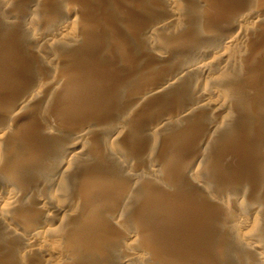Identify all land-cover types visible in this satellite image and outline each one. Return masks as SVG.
<instances>
[{
	"label": "rangeland",
	"instance_id": "rangeland-1",
	"mask_svg": "<svg viewBox=\"0 0 264 264\" xmlns=\"http://www.w3.org/2000/svg\"><path fill=\"white\" fill-rule=\"evenodd\" d=\"M87 2H89L90 4ZM90 9L92 11L94 10V12H92ZM88 12L90 13V15ZM94 14L97 15V17H95ZM93 15L97 20L94 17H93L94 19L92 18ZM82 18L85 19V20L83 19L85 23L83 22V20H81ZM248 19L250 22L248 21ZM92 20L93 22L94 21L95 22L93 23ZM0 21H1L0 22V47L2 46L3 50L5 49V51L9 53L7 55H9L8 58L10 60L12 59L10 55L13 57V62L10 61L11 65H9V70L7 69L4 70V71L6 70L9 71L7 73L4 72L5 75L8 74L7 75L8 77L5 76L7 77L6 84L10 85L11 87L17 86L18 88L17 87L15 88L20 89V90L16 89L17 92L16 90L14 91L15 92L13 94L14 96L12 95L13 98L16 95L18 99H20L19 97H21L22 95L24 96V99L22 100V102L24 103L22 102L18 103L17 101H20V100L18 99L16 100V98H14V101L13 99L11 100L12 102L10 101V103L12 104H9V103H8L9 105L4 104V103L0 104L1 106L0 107V110H1L0 111V122H1L0 127L6 126L5 130H7L9 127L13 129L15 127L16 129L19 128L18 130L20 131L28 132L26 134L27 137L26 135H23L25 136L23 137V139L24 138L29 139L31 138V136L32 138L34 136L29 131L32 130L33 128L35 129V127L33 126L37 125L36 128L39 127L40 129V127H42L40 131L42 133L45 131V133H43L45 135H47L46 132H48V135L51 138L50 141L55 142V143L51 142L52 144H50L53 146V149H52V146H49L48 143L46 144L44 142H39L38 146H36V144L34 145L35 149L38 147L39 149L41 148L43 150L45 147L46 149L50 148L51 149L50 151L53 154L52 156L49 157V156L42 154L43 150L37 149L39 153L37 151L36 152L38 153L37 157H39V159L36 158L37 159L36 161L38 164L40 163L41 166H39L40 164L39 165L37 164V166L32 165V163L28 165L31 168V169L29 168L31 172L35 168L33 173H31L32 175L17 174L19 176H16V173H14L15 175L12 174L13 176L12 178L15 179V181L17 180L16 184L18 185V187L16 186V184L14 185L17 187V189H20L22 193V194L18 193L16 198H18V196L21 197L22 195H24L22 196L24 197V199L22 197L21 198L19 197L20 199H22L21 200L23 201L22 203L23 204L25 203V205L23 204L21 205L28 206L29 204L31 206V210L34 209L35 211L33 212L29 210L30 208L29 206L28 209L27 208L25 209V211L26 210L27 211L26 212L24 211V214L30 211L29 213L25 215L23 214V215L17 216V215H14L15 213L14 210H13L14 213H12L11 211L13 206L7 207V209L5 207L0 209V218H1L0 219V247L4 248L5 250L4 249L2 250L6 252V253H4V251L0 252V264H27L28 262H29L28 264H59V263L60 264H69V263L71 264V262L72 264H144V263L145 264L147 263L148 264H181V263L182 264H259L260 262H261L260 264H264V258H263L264 249L263 250L260 249V248H264V237L261 238V236H259L257 232V228H259L257 227L258 225L260 226L261 224L262 228L264 227V220H263L264 218V137L263 136L259 137V135L261 134H258L254 130L256 129V125L259 123L258 122L259 115L260 114L262 115L264 113V86H263L264 75L262 74L263 72L260 71L262 70V68L259 65H258L259 67H257L255 64L257 62L258 63L260 62V64L262 62L264 63V31H263L264 30L263 29L264 27V0H0ZM82 24H84V26L87 24L88 26H92L95 24V26L97 25L101 27L104 33L108 30L110 32L108 31L109 34L108 32L105 33L106 37L104 34L103 36L104 39L100 38L99 40H97V38L96 39L93 38L91 40L88 38L89 33L85 31V29L83 28L84 26ZM80 25L82 27H80ZM81 28H83L84 30L83 31L80 30ZM106 28H109V29L105 31L104 29ZM86 34H87V37H86ZM85 39L87 40L86 42H85ZM78 42H81V43H78ZM78 44H84V45L82 46L80 45L81 47L80 46L77 47ZM82 47H84V51H83L84 53H81L82 54L81 57L84 56L83 57L84 59L81 57L80 59L82 60L81 62L83 65L79 64V66L74 67V64L72 62L71 64L69 63V61H71L70 57L73 56L72 53L76 52L75 54H77V49H80ZM63 48H66V49L68 48L70 49V51L68 50L66 54L62 52L64 50ZM65 54L67 55V57H64L66 56ZM259 58L261 61L259 60ZM64 59H66L68 62H65L66 60ZM199 59H203L204 63L202 62L201 64H205V65H198L200 68H197V66L190 68L191 62L199 60ZM205 59L206 60L209 59L210 61L214 63L211 62L209 64L210 61H208L207 63L205 62L206 61ZM183 61H185V64ZM253 61L254 63H251ZM21 63L23 64V66ZM179 63L183 64L182 67ZM263 63L262 65H264ZM212 64L213 66L215 65L214 68L211 66ZM184 65L185 66L189 65V66L185 67ZM27 66H29L28 68L30 69H28ZM32 66L33 67L35 66L36 68L34 67V69H36V72L38 71L39 73L38 72L34 73L35 71H33L34 69L32 68ZM201 66H203L204 68ZM205 66L212 67L211 68L212 70L210 68H206ZM3 67L5 68V65ZM180 67L181 69H179ZM183 67H185V69ZM37 68H39V70ZM201 68H202V72H201ZM20 69H23V71ZM78 69L80 70L78 71ZM196 69L199 71L198 73H196L197 72ZM209 69L211 71H209ZM213 69H216V70H213ZM179 70H183V71L185 70L183 72L182 77L180 74L181 72L179 73ZM23 74L25 76L26 75H29V76L24 78ZM184 74L188 75L189 77H187L186 75L184 76ZM173 75H177V76H173ZM204 75H206L207 77H205ZM261 75L263 76V79ZM59 77L61 78V80ZM104 77L105 78L107 77V81L109 79V81H111L110 83L112 85L113 84L116 85L118 89L115 92L116 94L112 93L113 95H111V92L110 93L108 92L109 94H106V95L108 97L112 96V99L110 98L111 101L113 100L115 102L117 100V102L120 103V104H118L117 102H116L117 104L115 103L116 110L118 109L117 110L118 112L115 111L116 113L114 112V115L113 114L111 115L112 118L109 117L110 120L108 118L107 119L104 118V120L99 119L101 121L99 120H98L99 122L93 121V123L91 120H88V123H89L88 124L87 119H85V117H81V115L75 112H73V114L71 113L69 114L71 118H72V115L77 117L76 118L73 116V119L75 122L71 121L70 124L66 122V119H63L64 117L62 115H60V118L62 117V120L58 119L59 114H55L56 116L58 115L57 116L58 118H56L55 115L52 118V115L56 113V110L58 109L62 110L64 109V106L68 104V101H66L64 98V102H63L64 106L62 107L63 104L58 105V108L56 109V105L54 104V102L56 101V98L60 97L59 99L62 100L60 96L61 93H57V90L61 88L59 83H64V81L65 83L66 82L72 83L73 84L72 86H74V92L78 90L76 93L77 94L79 93L78 95H80L79 100H81L82 98L84 100L85 99L84 97H86L87 95V93L85 92V96H84V89H83L84 86L88 83L85 87L93 85L96 89V86H97L96 84L99 85L101 81H103L102 79H105ZM183 77L185 80L183 79ZM67 78L69 80H67ZM176 78H178V80ZM57 80L58 81L60 80V82L56 83ZM96 80L97 81L99 80L100 83H97ZM121 80H122V83L126 86H124L121 83ZM107 81L105 79V81L100 84L101 87H103L102 89L105 91L109 89L111 85ZM117 82H119V84ZM235 82L237 83V85L240 86L239 89L241 90L237 91V89H233L232 85L236 84ZM13 83L15 84V86H13L14 85ZM107 84H110V85L107 86ZM22 85L23 87H21ZM56 85H58V87ZM100 85L97 86L98 87L97 89L102 90ZM105 86L107 87L106 89H105ZM48 87L51 88V91L53 90V93L50 90H48L49 89ZM123 87L125 88L124 92H123L124 90ZM120 88L122 91H120ZM80 89H82V91ZM174 89H175V92L179 90L176 92V94L178 92L179 93H178V97L176 96L173 99L171 98V96H169V94L172 93ZM27 90H28V95L26 93ZM94 90L93 92L90 93L91 95L90 94L88 95L96 96L97 93L101 92V91L98 92L99 90H95V91ZM209 90L212 93L210 95H209L210 93ZM19 91H22V93ZM31 91H34V92H31ZM162 91H165V92H163L162 94ZM205 91L209 93H206ZM24 92L26 93L27 96L24 95L25 94ZM50 92L51 94H48ZM16 93L18 94L20 93V95L18 96V94ZM30 93L32 94L29 97ZM38 93L41 95H39ZM55 93L57 95H55ZM81 93H83L82 94L83 96L81 95ZM124 93L125 95L128 94L129 96L123 95ZM118 94L121 96L119 97ZM38 95L39 97L41 96L42 97L38 99ZM202 95L203 97L204 96L205 97L202 98ZM48 96L52 97V99ZM53 96H56V98H54ZM89 96L86 98H89ZM136 96L139 97L140 99L137 98ZM245 96L246 97L248 96V98H245ZM113 97L115 98L117 97L116 100L115 98L113 99ZM27 98H30V99L27 100ZM47 98L50 101L52 100L54 102L53 103L50 102L48 104L47 101L49 100ZM119 98H121L120 99L121 102L118 101ZM200 98L202 100H200ZM206 98L208 101L207 104H205ZM36 99L37 101H34ZM66 99L68 100L67 97ZM113 101L111 103H114ZM31 102H33V105H29ZM41 102H42V106H41ZM36 103L38 105H36ZM201 103H203V105ZM24 104L25 106L29 105L30 108L33 106L32 107L33 110L32 108L31 109L27 108L26 113L24 114L25 108L28 107V106L25 107ZM77 104L79 105V103ZM212 104H214V106H212ZM22 105L25 108H22L23 107ZM85 105L88 106V104H85ZM146 105L148 108L146 107ZM13 107L14 109L15 108L16 109L14 110ZM16 110H17L16 112L17 114L13 113ZM137 110L139 111V113ZM140 110L142 111V113ZM19 111L21 112L18 114ZM16 115H19L18 118H22V119H17L18 121H15L14 117ZM32 116L35 118H33ZM12 119H14V121ZM33 119L35 120L33 121ZM52 119H54L53 122H52ZM55 120L58 122L61 121L60 125H63V124H64L63 126H65V124L66 126L69 125V130L71 129L72 133H70L69 130L66 129V127H64L63 129L61 128L63 126L59 125L60 126L59 128L57 125L59 123L57 122V124H55L56 123L54 122ZM237 120L240 122H238ZM39 122L40 124H38ZM2 123L4 124L2 125ZM17 123L21 127H19ZM74 123L78 125L76 126L75 124L74 126ZM81 123L83 124L81 125ZM12 124L16 126L13 127ZM43 125H44V129H43ZM51 126L52 128H54L55 126V129H52ZM162 128L165 130V131L163 130L164 133L159 132L160 130H162ZM61 129H63L64 131L61 134L65 133L66 135V132L68 133L66 137L65 135L63 136L60 134L59 130ZM180 129L184 133L182 131L180 132L177 131ZM56 130H57V135H60V137L63 136L61 140H60V137L58 139V136L56 135ZM50 131L51 133H49ZM175 131L178 133H182V134H180V136L177 138L178 139L176 140L177 142L175 141L173 142L174 144L171 143L169 146L163 141V138L165 140L166 135H169L170 133H173ZM75 132H78V133H75ZM185 132L186 133L188 132L189 134L185 135ZM69 133L72 134L74 138H76L77 142L76 140H70L71 142L68 143L69 142L68 140L70 138H73L72 136L69 135ZM29 134L31 136H29ZM248 134L251 137H248ZM84 135H86V137ZM242 136H244V138ZM55 137L61 141V142L59 141V143L57 142L59 148H56V138ZM80 138L82 139L84 138L83 141L81 139L82 142L80 141ZM244 139L245 140L248 139L249 141L247 140L245 142ZM96 140H97V143L95 142ZM123 140L124 142L125 141L127 142V140H129L128 142L131 144L130 145L127 142L123 145V147L124 146L131 147L132 150L127 152L129 155H127V153H122V148H119V147H122V144L124 143ZM134 140L135 142L136 141L137 142L135 143ZM72 142L76 143L75 144L76 146H72L70 148L65 147V144L67 145L72 144ZM132 143L134 146L132 145ZM42 144L45 147H42L43 146ZM119 144H121V146ZM165 145H166V148L164 147ZM87 146L89 147V150ZM90 146H92V148ZM98 146H100L101 148ZM93 148L96 150L97 153L102 152L101 153L102 156H105V157L111 153L110 155H108V157H110L111 159H107L106 157V159L104 160L106 161L105 164H104V161L102 160L101 167L108 168L107 167L108 165L106 164L109 163L110 165V163L113 164V161H115L117 166H115L114 164L112 166L113 169L111 171L114 173L113 177L115 179L112 178L111 174L113 173H111L109 175L110 177L107 179L108 183L106 185V189L108 187L107 189L108 196L110 195L112 198L117 195H120L121 199L117 196L118 198L116 201L119 204H117L114 201L113 208L106 207L105 202H103L101 205H98L99 204L98 203L96 207H90L89 205L87 206V208H85L84 211L83 210L81 211L82 212V215H81V212L78 209L81 208V205H86L88 200L85 202V204H83L84 202L82 198L84 196H82V194L84 193H80V192L82 191V188L84 189V187L79 181L80 176L78 177V175L76 174L77 176H75L74 179H70L71 181L69 183H64L66 182L67 177H64L63 174L65 173L67 174L69 173V171H71V167H69L71 165H69L70 163L68 162V163H63V165L60 164V166L61 165L62 166L58 167L59 163H57L56 161L57 160L59 161V158H62V157L67 158L73 152L77 150L80 151V149L87 150L90 155L91 154L90 151L94 150ZM102 148L106 149V150L103 149L106 153L104 151H101ZM109 148L111 149V151ZM117 148L119 151L117 150ZM66 149H69L67 150L68 152L66 151ZM98 149H100L99 152H98ZM50 151H49V154H50ZM65 154L67 155V157ZM124 154H126L127 157ZM82 156L85 157L84 155ZM82 156L80 155V157ZM90 156L91 158L94 157L92 154ZM126 160L128 161L126 162ZM54 161H55V165L53 164ZM66 164H68L69 166H67ZM103 164L105 166H103ZM118 164L121 166H119ZM50 165L52 167L54 166V168L50 167ZM148 165H150V167H148ZM68 167L70 170L68 169ZM119 167L121 168L118 169ZM114 168H117L115 169L117 171H115ZM150 170L151 171L153 170L152 171L153 173L150 172ZM118 171L121 175L119 174L118 177H115V174ZM126 173L128 174V176L126 175ZM206 173L210 174L209 177ZM132 174L135 175L133 176L134 178L132 177ZM168 174L170 177L168 176ZM124 175L127 177H125ZM172 175L174 176V179L171 178ZM175 176H177V178L179 176L181 177L183 176V178L185 179L184 181H187V183L190 186H192L194 189H197L198 193H203L202 195L199 194L201 195V197L198 196V199L200 198V199H204V201H207L208 203L210 202L211 207L214 210L213 211L211 207H209V210H207L208 209L207 207L206 209L207 211H205L207 213V214L205 213L206 217L209 218L208 220L211 223L210 225H213V226H208L207 228L209 227L210 229L212 228L214 233H211V234L207 233L209 230L207 228L204 229L202 232L200 231L195 232V234L193 235L191 239L192 244L190 245L189 250L188 248L187 249L185 248L187 250L186 251L185 249H182V247H179L181 251L178 248L176 249L182 253L177 252L175 249H171L172 251L171 252L167 245H166L167 247L166 246L163 247L161 245L163 243L167 244L165 243L166 241L167 242L170 241L168 244L176 243L174 241L177 240L179 234L177 232L175 233L174 229L175 227L177 228V225L179 226L181 224L180 222L181 219H180V216L178 215H180V213L183 214L185 212V211L183 212V209H184L183 201L182 199L181 200L179 199L182 198V196L185 194L183 198L186 200V196H188L186 191L188 192V190L182 187L179 188V186L175 188L176 186L175 181H174L176 178ZM122 177H125V178L123 179ZM169 178L171 179L170 181L173 180L174 182L168 181ZM26 181H28V183ZM126 181H130V182H126ZM146 181L149 184L146 183ZM32 182H33V185H32ZM169 182L171 185L169 184ZM108 184L110 188H112L114 191L112 189H109ZM121 185H123L122 188H120ZM128 186L129 188L126 189ZM133 186L136 188H134ZM0 187H1L0 188L1 191L2 190L6 191L3 193L9 194L7 192H10V195L13 194L12 192L14 191V189L12 188V186H6V188H4V186L1 185ZM156 187L158 188L160 187L159 189L162 191L164 189L165 192L164 191L159 192L160 190H157L158 188ZM11 188H12V191L10 190ZM67 188L68 190L66 191L65 189ZM130 188L133 189L134 192ZM120 190L122 191L121 192L122 194L120 193ZM123 190H127L128 193ZM131 191H132V194H131ZM182 191L184 194L182 193ZM110 192H112L113 194H111ZM80 194L81 196H79ZM152 194L156 195L157 197L153 196ZM188 194H190V192ZM43 195L45 196L43 197ZM144 195H147V196H144ZM5 196H9V195H5ZM32 196L34 197L36 196L37 199L36 198L34 199V197ZM192 196L193 195L188 196L187 200L188 198H191ZM30 197L33 200V202L34 200H38L39 202L38 201L37 202L41 204L39 205L37 203L38 206L37 204H34L35 205L34 206L35 208H34L31 205V203H29L31 202ZM135 197L159 198L156 200L155 204H152L151 206H149L148 209H146L148 210V213L146 212V210L144 211L146 212L145 215L148 214L149 216H151V219L155 221L151 220L149 216L148 217L151 220V222L150 220L149 221L146 219L144 220L145 216H143L142 217L143 219L141 218V221H140V222L143 221L142 224L135 226L131 223L132 221L130 220L131 218L128 216L126 217L125 215L127 212L126 207L127 206L131 207L130 203L133 202ZM57 198L59 199L57 200ZM92 198H90V200H92ZM193 199L189 201L190 204H193L195 202L196 204L201 203L199 202L200 199L198 200V203H197V198L195 200ZM118 200L121 202H119ZM126 201L129 204H127ZM207 202L205 203L208 204ZM43 203L44 204L47 203V205L43 206L42 205ZM74 204L76 205L74 206ZM57 205L59 207L61 206L60 209H58L59 207ZM64 205L67 207H65ZM102 205H105V206H102ZM99 206L101 208H99ZM117 206L119 207L117 208ZM39 208H41L42 210H40ZM49 208H52V209H49ZM92 208L95 209L96 211L93 210ZM96 208H99L101 212L97 211L98 209ZM104 208H106L108 211H106V209ZM2 209L4 212L2 211ZM68 209L69 210L71 209L70 212ZM185 209H187V207H185ZM177 210L178 211L180 210V212H178ZM9 211H11L12 215L9 214L10 213ZM164 211L166 213H164ZM74 212L77 214L73 215L75 214ZM96 212H100V213H96ZM102 212L105 217H103V215L101 214ZM224 212H225L226 218H224V216L222 215L224 214ZM217 213H219V216ZM86 214H88L89 216ZM99 214L102 216H100ZM43 215L46 217L43 218ZM71 215H73L74 217ZM77 215H78V218H80L81 220L75 218L77 217ZM97 215L100 218H98ZM108 215L110 216L108 217ZM38 216L41 218H39ZM52 216L55 218L54 220L52 219ZM68 216L69 217L71 216L72 219H74L72 220L70 218L74 222V224L76 223L75 225L72 224ZM220 216L221 217L223 216V217L219 218ZM89 217H91V219ZM92 218H95V219H92ZM168 218L170 220H167ZM6 219H8L9 222ZM28 219H30L29 222H27ZM84 219L86 220L84 221ZM87 219L90 220V222ZM237 219L238 220L240 219V220L238 221ZM31 220L33 221V223H31L32 222ZM41 220L43 222L46 221L45 225L43 224ZM96 220L99 223L101 222L100 223L101 225L106 223L104 224L106 225V228L103 225L102 226L99 225V227L101 226L100 228L97 227L98 225L96 224ZM53 221L54 223H52ZM235 221L237 222L235 223ZM261 221H263V223ZM87 222H89L88 224L90 225H88ZM50 223L53 225L51 226ZM107 223L109 225H107ZM177 223H180V224H177ZM41 224L44 227L41 226ZM86 224L88 225V227L92 226V228L90 227V229H88ZM255 224L257 225L255 226ZM149 225L152 227H154L155 225L156 230H155V233L154 231H152L153 232L152 235H149L147 233V236H148L147 237L145 233L146 231L148 232V230L145 231V229H147L146 227ZM234 225H236V227L238 228L235 229L236 227ZM47 226L49 230L50 229L51 230L50 231L48 230V232L47 231L45 232L43 229L46 228L45 230H47L48 229ZM215 226L216 227L218 226V227L216 228ZM248 226H250L251 230H249ZM50 227H53V228H50ZM71 227H73L76 230V233H71L72 230L73 232L75 231L74 229H70ZM240 227H241V230H240ZM27 228L29 230H26ZM33 228H35L34 230H36L37 228L36 230L37 232L33 231ZM38 228L42 230V235H40L41 231ZM55 228L57 230L55 231V233L54 232L52 233L51 231L55 230ZM66 228L69 230H67ZM83 228L85 231L83 230ZM86 228L90 232L87 231ZM93 228L95 229L93 230ZM214 228L216 229L214 230ZM61 229H64V230H61ZM160 229L162 232H165V231L166 232L162 233L161 231H159ZM217 229H218V232H217ZM30 230L33 231V233L34 232L37 233L36 235H38V233L40 232L39 233L40 236H37L36 242L35 244H33L34 246L30 245L29 242L26 243L27 241H29L28 240L29 235H26V234H29V232L27 233V231H30ZM136 231L138 232L136 233ZM43 232L46 234L48 233V235L45 234L46 235L45 236ZM50 232L52 234H50ZM58 232L60 234H58ZM62 232L63 233L66 232V234H63ZM248 232L251 234H249ZM108 233H110L111 236H109ZM128 233L129 234L131 233V234L129 235ZM156 233L158 235H156ZM163 234L164 235L167 234V235L164 236ZM217 234H218V237H217ZM224 234L230 242H226L227 238L224 237ZM161 235L162 237H160ZM222 235H223L222 239L224 241L221 240ZM257 235L261 239H259ZM23 236H25L27 239ZM62 236H64V240H62L63 239ZM65 236L67 239L65 238ZM101 236L102 237L104 236V237L102 238ZM14 237L15 239H12L11 241V238H14ZM44 237L46 238L48 237L47 241L46 239H44ZM49 237L52 239V241ZM58 237H60L59 238L60 240L58 239ZM242 237H246V239ZM251 237H253L254 239ZM144 238H147V241ZM257 238L259 239L260 243L257 241L258 240ZM20 239H22V241L24 242H22ZM159 239H162V242L161 240L159 241ZM165 239L166 241H163ZM247 239L249 241H247ZM180 240L181 239L179 236L177 243H179ZM251 241L253 243L250 244ZM15 242L18 244H16ZM147 242H149L150 244ZM44 243H47V244H44ZM11 244L16 245L15 246L16 248L13 246V249H12V247H10ZM25 244H28L29 246L28 245L25 246ZM249 244L250 245L254 244V246L251 247ZM20 245L22 247H20ZM105 245H106L105 248L107 250H104ZM48 246L50 248L49 250H47ZM5 247L7 248L9 247L10 250H8L7 252ZM148 247L150 249L152 248L153 250L151 249L150 251ZM236 247H238V249L239 247L240 248L242 247L243 250L239 249L240 252L235 253V251H238ZM165 248L167 251L165 250ZM251 249L256 250V251L252 252ZM50 250L51 252H49ZM52 250H55V252ZM157 250H158V253L152 252V251H157ZM174 252L178 254L176 255L175 253L174 255ZM254 252L257 253V255H255ZM159 253H161V255L163 256H161ZM168 253L171 257L167 255ZM101 254L103 256H101ZM164 255L166 257H164ZM33 256L36 257L37 259L34 258ZM104 256H105V259L102 258ZM106 258L109 260H106ZM100 259L104 261H101Z\"/></svg>",
	"mask_w": 264,
	"mask_h": 264
},
{
	"label": "bare ground",
	"instance_id": "bare-ground-1",
	"mask_svg": "<svg viewBox=\"0 0 264 264\" xmlns=\"http://www.w3.org/2000/svg\"><path fill=\"white\" fill-rule=\"evenodd\" d=\"M142 2V1H141ZM87 3H89V2H87ZM90 4V3H89ZM87 5V4H86ZM180 6V5H179ZM146 8V7H145ZM169 9V8H168ZM91 10V9H90ZM146 10V9H145ZM92 11V10H91ZM92 12H94V10L92 11ZM159 12V11H158ZM89 13V12H88ZM207 13V12H206ZM97 14V13H96ZM89 15H90V13H89ZM88 15V16H89ZM92 15V14H91ZM95 15V14H94ZM94 15L92 16V18L94 17ZM6 16V15H5ZM5 16H4V18H5ZM86 16H87V14H86ZM99 16V15H98ZM104 16V15H103ZM255 16V15H254ZM90 17V16H89ZM88 17V18H89ZM95 17H97V15H95ZM94 17V18H95ZM87 18V19H88ZM93 18V19H94ZM263 18V17H262ZM84 18H82L81 20H83ZM96 19V18H95ZM114 19V18H113ZM76 20V19H75ZM85 20V19H84ZM84 20H83V22H84ZM89 20H91V19H89ZM97 20V19H96ZM98 20H99V18H98ZM112 20V19H111ZM129 20V19H128ZM243 20V19H242ZM247 20V19H246ZM218 21V20H217ZM248 21H249V19H248ZM1 22V21H0ZM82 22V23H83ZM87 22V21H86ZM92 22H93V20H92ZM95 22V21H94ZM93 22V23H94ZM187 22V21H186ZM250 22V21H249ZM81 23V22H80ZM85 23V22H84ZM90 23V22H89ZM92 23V24H93ZM109 23V22H108ZM83 26H84V24H82ZM91 25V24H90ZM128 25H130V24H128ZM180 25H181V23H180ZM101 26V25H100ZM242 26V25H241ZM66 27V26H65ZM80 27H82L81 25H80ZM104 27V26H103ZM84 29H85V31H87L86 33L89 35L88 36V38L89 39H93V38H97V40H99L100 38H103V36H104V34L106 33V32H108V31H106L107 29H109V28H106V29H104L106 32L104 33L103 32V30H102V28L101 27H99V26H95V24L94 25H92V26H88V24L87 25H85L84 27H83ZM83 28H81L80 30H84ZM105 28V27H104ZM181 28V27H180ZM179 29V28H178ZM263 29H264V27H263ZM2 30V29H1ZM184 30V29H183ZM191 30V29H190ZM81 31V32H82ZM237 31V30H236ZM260 31V30H259ZM264 31V30H263ZM74 32V31H73ZM110 32V31H109ZM109 32H108V34H109ZM117 32H119V31H117ZM181 32V31H180ZM226 32H227V30H226ZM246 32V31H245ZM75 33V32H74ZM84 33V32H83ZM85 34V33H84ZM87 34H86V37H87ZM190 34V33H189ZM253 34V33H252ZM259 34H260V32H259ZM262 34H263V32H262ZM236 35V34H235ZM108 36V35H107ZM12 37V36H11ZM61 37V36H60ZM105 37H106V34H105ZM114 37H116V36H114ZM130 37V36H129ZM2 38V37H1ZM5 38V37H4ZM18 38V37H17ZM110 38V37H109ZM3 39V38H2ZM76 39V38H75ZM87 39V38H86ZM85 39V42L88 40H86ZM104 39V38H103ZM107 39V38H106ZM241 39V38H240ZM90 40V41H91ZM96 40V41H97ZM102 40V39H101ZM108 40V39H107ZM9 41H10V39H9ZM52 41V40H51ZM82 41H83V39H82ZM89 41V42H90ZM242 41V40H241ZM12 42V41H11ZM13 42H14V40H13ZM98 42V41H97ZM229 42H231V41H229ZM65 43V42H64ZM78 43H81V42H78ZM83 43H84V41H83ZM7 45V44H6ZM63 45V44H62ZM82 46V45H84V44H78V46L77 47H79V46ZM86 45V44H85ZM109 45V44H108ZM64 46V45H63ZM75 46V45H74ZM80 46V47H81ZM95 46V45H94ZM232 46V45H231ZM244 46V45H243ZM4 47V46H3ZM67 47V46H66ZM115 47V46H114ZM240 48V47H239ZM11 49V48H10ZM64 49V50H63ZM62 50V52H64V53H66V52H68V50L70 51V49H66V48H63ZM86 49V48H85ZM84 51V47H82V48H80V49H77V54H75V53H72L73 54V56L72 57H70V60L71 61H69V63L71 64V62L74 64V67L75 66H79V64L80 65H83L82 64V60L80 59V57H81V53H84L83 52ZM9 52H11V51H9ZM22 52V51H21ZM74 52V51H73ZM12 53H14V52H12ZM28 53V52H27ZM61 53V52H60ZM7 54H9V53H7V51H5V49L3 50V48H2V46L0 47V104H2V103H4V104H12V103H10V101L13 99V101H14V98H16V100L18 99L17 98V95L13 98L12 97V95L15 93L14 91L18 88L17 86H15V84L13 85V86H15V87H17V88H15V87H11L10 85H8V84H6V79H7V75L8 74H6L5 75V73H7V72H9V71H7V70H9V65H11L10 64V61H12L13 62V57L10 55V57L12 58L11 60L8 58L9 57V55H7ZM67 54V53H66ZM65 54V55H66ZM117 54V53H116ZM221 54V53H220ZM238 55V54H237ZM70 56V55H69ZM230 56V55H229ZM241 56V55H240ZM64 57H67V55L66 56H64ZM84 57V56H83ZM83 57H81V58H83ZM95 57V56H94ZM33 58V57H32ZM63 58V57H62ZM69 59V58H68ZM84 59V58H83ZM139 59V58H138ZM197 59V58H196ZM253 59V58H252ZM64 60H66V59H64ZM181 60V59H180ZM206 60V59H205ZM215 60V59H214ZM254 60H255V58H254ZM259 60H260V58H259ZM208 61H210L209 59H207L205 62H207L208 63ZM251 61V60H250ZM257 61V60H256ZM261 61V60H260ZM18 62H19V60H18ZM65 62H68L67 60L65 61ZM81 62V63H80ZM181 62V61H180ZM184 62V64H185V61H183ZM204 63V61H203V59H199V60H196V61H193V62H191V64H190V68L191 67H194V66H197V68H200L198 65H205V64H201V63ZM212 61H210L209 62V64L211 63ZM217 62V61H216ZM189 63V62H188ZM212 63H214V62H212ZM251 63H254V61L253 62H251ZM258 63V62H257ZM257 63H255L256 64V66L257 67H261L262 68V70H260L261 72H263L262 74L264 75V65H262V63L260 64V62L257 64ZM22 64V63H21ZM25 64V63H24ZM29 64V63H28ZM65 64V63H64ZM106 64V63H105ZM180 65H181V67H182V65L183 64H181V63H179ZM264 64V63H263ZM5 65V68L3 67ZM36 65V64H35ZM89 65V64H88ZM187 65V64H186ZM249 65H251V64H249ZM259 65V66H258ZM22 66H23V64H22ZM24 66H26V65H24ZM93 66V65H92ZM95 66V65H94ZM102 66H103V64H102ZM185 66V65H184ZM189 66V65H188ZM188 66H185V67H188ZM206 66H207V64H206ZM205 66V67H206ZM213 68H214V66H213V64L211 65ZM217 66V65H216ZM234 66V65H233ZM251 66H253V65H251ZM20 67V66H19ZM29 66H27V68H28ZM35 67V66H34ZM34 67L32 66V68L34 69ZM181 67L179 68V69H181ZM185 67H183L184 69H185ZM201 67H203V66H201ZM212 67H206V68H212ZM23 68H25V67H23ZM32 68H31V70H32ZM36 68V67H35ZM78 68V67H77ZM105 68V67H104ZM204 68V67H203ZM216 68V67H215ZM5 69H7L6 71H4ZM28 69H30V68H28ZM38 70H39V68H37ZM187 69V68H186ZM209 69V71H211ZM251 69V68H250ZM249 69V70H250ZM20 70H22L23 71V69H20ZM77 70V69H76ZM75 70V71H76ZM80 69H78V71H79ZM106 70V69H105ZM193 70H195V69H193ZM192 70V71H193ZM207 70V69H206ZM213 70H216V69H213ZM243 70V69H242ZM16 71V70H15ZM33 71H35L34 73H37L36 72V69H34ZM32 71V72H33ZM59 71V70H58ZM185 71V70H184ZM183 70H179V73L181 74V77H182V75H183V72H184ZM196 73H198L199 71L196 69ZM205 71V70H204ZM5 72V73H4ZM18 72V71H17ZM77 72V71H76ZM113 72V71H112ZM169 72V71H168ZM171 72V71H170ZM174 72H176V71H174ZM177 72H178V70H177ZM201 72H202V68H201ZM214 72V71H213ZM31 73V72H30ZM39 73V72H38ZM58 73V72H57ZM61 73V72H60ZM186 73V72H185ZM187 73H188V71H187ZM195 73V72H194ZM205 73V72H204ZM211 73V72H210ZM177 74V73H176ZM24 75V74H23ZM64 75V74H63ZM170 75V74H169ZM186 74H184V76H185ZM209 75H211V74H209ZM223 75V74H222ZM233 75V74H232ZM5 76H7V77H5ZM21 76H22V74H21ZM27 76H29V75H24V78L25 77H27ZM59 76V75H58ZM65 76V75H64ZM173 76H177V75H173ZM179 76V75H178ZM187 77H189L188 75H186ZM200 76H201V74H200ZM205 77H207L206 75H204ZM262 76V75H261ZM35 77V76H34ZM67 77V76H66ZM187 77H185V78H187ZM60 78V77H59ZM58 78V79H59ZM65 78V77H64ZM75 78V77H74ZM105 78V77H104ZM130 78V77H129ZM172 78V77H171ZM175 78V77H174ZM27 79V78H26ZM106 79V81H107V77L105 78ZM105 79H102L103 81H101V83L102 82H104L105 81ZM161 79V78H160ZM177 80H178V78H176ZM183 79H184V77H183ZM192 79V78H191ZM206 79V78H205ZM262 79H263V76H262ZM60 80H61V78H60ZM60 80L58 81L57 80V82L56 83H58V82H60ZM67 80H69L68 78H67ZM66 80V81H67ZM185 80V79H184ZM32 81V80H31ZM245 81V80H244ZM243 81V82H244ZM28 82V81H27ZM44 82V81H43ZM96 82L97 83H100L99 82V80L97 81L96 80ZM107 82H111V81H109V79H108V81ZM106 82V83H107ZM159 82V81H158ZM163 82H165V81H163ZM181 82V81H180ZM187 82V81H186ZM226 82V81H225ZM261 82V81H260ZM8 83H9V81H8ZM11 83V82H10ZM16 83V82H15ZM48 83V82H47ZM46 83V84H47ZM73 83H75V82H73ZM92 83V82H91ZM95 83V82H94ZM100 83V84H101ZM105 83V84H106ZM118 84H119V82H117ZM121 83H122V80H121ZM176 83V82H175ZM234 83V82H233ZM236 83V82H235ZM17 84V83H16ZM50 84V83H49ZM60 84V87L61 88H57L58 87V85ZM58 85H56L57 87V89L59 90H57V93H61V99L62 100H60L59 98H56V96H53L54 98H56V101L54 102V101H50L48 98V100L49 101H47V103L49 104L50 102H54V104L56 105V109L58 108V105H62L63 104V102H64V98H65V100L66 101H68V104H66L65 106H64V104L62 105V107L64 106V109H58V110H56V113H52L51 115H52V118H53V116L55 115V114H59V118L55 115V117L56 118H58L59 120L61 119L62 120V117L60 118V115H62L64 118L63 119H66V122H68V124H70V122L71 121H74V119H73V116L74 115H72V118H71V116L69 115L70 113L71 114H73V112H75V113H78L79 115H81V117H85V119H87V123H88V120H91L92 121V123H93V121H98L99 119H101V120H104V118L105 119H109V117H111V115L113 114L114 115V112L115 111H117L116 110V104L118 103L117 102V100H116V98L115 97H113V99L115 98V102L114 103H111L112 101L110 100V98L112 99V96L111 97H108L106 94H109L110 92H111V95H113L112 93H115L118 89H117V86L116 85H112L111 83V85L110 84H107V86L108 85H110V88L109 89H107L106 91L105 90H103L102 88L103 87H101V85H100V87H101V89L102 90H99V89H97L98 87L97 86H99L98 84H96L97 86H96V89H95V87L92 85V86H87V87H85L84 86V96H85V92L87 93V95H86V97H88L89 95L88 94H90L91 92H93V90L95 89V90H99L98 92H100V93H97V95L95 96H89V98H86V97H84L85 99L83 100V98L81 99V100H79V96L80 95H78L76 92L78 91H76V92H74V86H72L73 84L72 83H70V82H66L65 83V81H64V83H59ZM116 84V83H115ZM123 84V83H122ZM166 84V83H165ZM169 84V83H168ZM232 84V83H231ZM12 85V84H11ZM25 85V84H24ZM30 85V84H29ZM75 85V84H74ZM103 85V84H102ZM121 85V84H120ZM124 85V84H123ZM224 85V84H223ZM245 85V84H244ZM259 85H260V83H259ZM262 85V84H261ZM53 86H55V85H53ZM124 86H126V85H124ZM169 86V85H168ZM230 86V85H229ZM263 86H264V82H263ZM21 87H23V85L21 86ZM26 87V86H25ZM99 87V88H100ZM144 87V86H143ZM232 87H233V89H237V91L238 90H241V89H239V85H237V83L236 84H233L232 85ZM49 88V87H48ZM75 88H76V86H75ZM107 87L105 86V89H106ZM124 88V87H123ZM158 88V87H157ZM176 88V87H175ZM201 88V87H200ZM209 88V87H208ZM215 88H217V87H215ZM22 89V88H21ZM27 89H28V87H27ZM31 89V88H30ZM33 89H34V87H33ZM42 89V88H41ZM47 89V88H46ZM52 89H53V87H52ZM162 89V88H161ZM166 89V88H165ZM172 89V88H171ZM177 89V88H176ZM17 90H20V89H17ZM17 90H16V92H17ZM48 90H50L51 91V88H49ZM56 90V89H55ZM54 90V91H55ZM81 91H82V89H80ZM91 90V91H90ZM94 90V91H95ZM140 90V89H139ZM170 90V89H169ZM206 90V89H205ZM210 90H211V88H210ZM210 90H209V92H210ZM243 90V89H242ZM23 91H24V89H23ZM26 91V90H25ZM39 91H40V89H39ZM38 91V92H39ZM43 91V90H42ZM120 91H122L121 90V88H120ZM125 91V88H124V90H123V92ZM168 91V90H167ZM166 91V92H167ZM174 91V92H173ZM172 91V93H170L169 94V96H171V98H175L176 96L178 97V93L176 94V92L177 91H179V90H177L176 92H175V89ZM201 91H203V90H201ZM208 91V90H207ZM207 91H205L206 93H209V92H207ZM213 91V90H212ZM244 91V90H243ZM19 92H21L22 93V91H19ZM31 92H34V91H31ZM49 92V91H48ZM52 93H53V90L51 91ZM51 92L50 93H48V94H51ZM109 92V93H108ZM119 92V91H118ZM133 92V91H132ZM135 92V91H134ZM163 92H165V91H162V94H163ZM169 92V91H168ZM167 92V93H168ZM25 93V92H24ZM23 93V94H24ZM27 95H28V90H27ZM26 93L24 94V95H26ZM45 93V92H44ZM47 93V92H46ZM140 93V92H139ZM143 93V92H142ZM152 93V92H151ZM181 93V92H180ZM201 93V92H200ZM205 93V94H206ZM214 93V92H213ZM242 93V92H241ZM16 94H18V93H16ZM31 94L32 93H30L29 94V97L31 96ZM34 94V93H33ZM39 94V93H38ZM43 94V93H42ZM83 93H81V95H82ZM116 94V93H115ZM182 94V93H181ZM180 94V95H181ZM203 94V93H202ZM204 94V95H205ZM210 94H212L211 92L209 93V95ZM217 94V93H216ZM20 95V93L18 94V96ZM26 95V96H27ZM36 95V94H35ZM35 95H33V96H35ZM39 95H41V94H39ZM39 95H38V99H40L41 97H39ZM52 95H54V94H52ZM55 95H57L56 93H55ZM91 95V94H90ZM119 95V94H118ZM123 95H125V93L123 94ZM126 95H128V94H126ZM125 95V96H126ZM160 95V94H159ZM158 95V96H159ZM179 95V96H180ZM200 95V94H199ZM199 95H198V97H199ZM248 95V94H247ZM14 96V95H13ZM32 96V97H33ZM83 96V95H82ZM105 96H107V97H105ZM114 96H116V95H114ZM121 95H119V97H120ZM124 96V97H125ZM129 96V95H128ZM127 96V97H128ZM150 96V95H149ZM201 96V95H200ZM48 97H50V96H48ZM58 97V96H57ZM66 97L68 98V100L66 99ZM135 97V96H134ZM133 97V98H134ZM137 97V96H136ZM145 97V96H144ZM162 97V96H161ZM165 97V96H164ZM205 97V96H204ZM203 97V95H202V98H204ZM216 97H217V95H216ZM20 99H18V100H20V101H17L18 103H21L22 102V100L24 99V96L22 95L21 97H19ZM36 98V97H35ZM44 98H45V96H44ZM44 98H43V100H44ZM51 99H52V97H50ZM137 98H139V97H137ZM153 98V97H152ZM208 98V97H207ZM207 98H206V100H205V104H207L208 103V101H207ZM242 98V97H241ZM245 98H248V96L246 97L245 96ZM28 99H30V98H27V100ZM87 99V100H86ZM109 99V100H108ZM120 99L121 98H119L118 99V101H120ZM130 99V98H129ZM140 99V98H139ZM149 99V98H148ZM156 99V98H155ZM162 99V98H161ZM218 99V98H217ZM244 99V98H243ZM26 100V99H25ZM42 100V101H43ZM55 100V99H54ZM134 100H136V99H134ZM152 100V99H151ZM172 100V99H171ZM177 100V99H176ZM200 100H202L201 98H200ZM209 100V99H208ZM34 101H37V99L36 100H34ZM40 101V100H39ZM38 101V102H39ZM109 101H111V102H109ZM127 101V100H126ZM130 101H132V100H130ZM150 101V100H149ZM148 101V102H149ZM168 101V100H167ZM173 101V100H172ZM181 101V100H180ZM179 101V102H180ZM199 101V100H198ZM12 102V101H11ZM16 102V101H15ZM16 102V103H17ZM46 102V101H45ZM86 102V103H85ZM117 102V103H116ZM121 102V101H120ZM151 102V101H150ZM153 102V101H152ZM22 103H24V102H22ZM40 103V102H39ZM51 103V104H52ZM77 103H79V105L77 104ZM116 103V104H115ZM157 103H158V101H157ZM204 103V102H203ZM203 103H201L202 105H203ZM213 103V102H212ZM214 103H215V101H214ZM8 104V105H9ZM47 104V105H48ZM53 104V105H54ZM85 104H88V106H86ZM118 104H120V103H118ZM135 104V103H134ZM211 104V103H210ZM15 105V104H14ZM21 105V104H20ZM29 105H33V102H31ZM29 105H26V106H28V107H26L25 106V104H24V106L26 107H24L23 105V107L22 108H25V112H24V114L26 113V109L27 108H30V106ZM36 105H38L37 103H36ZM52 105V106H53ZM172 105V104H171ZM209 105V104H208ZM207 105V106H208ZM245 105V104H244ZM249 105V104H248ZM13 106V105H12ZM41 106H42V102H41ZM44 106V105H43ZM51 106V105H50ZM121 106V105H120ZM120 106H118V107H120ZM211 106V105H210ZM212 106H214V104H212ZM1 107V106H0ZM4 107V106H3ZM2 107V108H3ZM33 107V106H32ZM31 107V108H32ZM39 107H40V105H39ZM39 107H38V109H39ZM47 107V106H46ZM54 107V106H53ZM136 107V106H135ZM140 107V106H139ZM142 107V106H141ZM146 107H147V105H146ZM145 107V108H146ZM216 107V106H215ZM250 107V106H249ZM5 108V107H4ZM21 108V107H20ZM21 108V109H22ZM30 108V109H31ZM43 108V107H42ZM59 108H60V106H59ZM122 108V107H121ZM120 108V109H121ZM148 108V107H147ZM13 109H14V107H13ZM16 109V108H15ZM14 109V110H15ZM36 109V108H35ZM47 109V108H46ZM51 109V108H50ZM134 109V108H133ZM143 109V108H142ZM19 110V109H18ZM32 110H33V108H32ZM37 110V109H36ZM45 110V109H44ZM136 110V109H135ZM209 110V109H208ZM223 110V109H222ZM248 110V109H247ZM250 110V109H249ZM1 111V110H0ZM46 111V110H45ZM52 111V110H51ZM131 111V110H130ZM134 111V110H133ZM138 111V110H137ZM136 111V112H137ZM141 111V110H140ZM144 111V110H143ZM151 111V110H150ZM220 111V110H219ZM9 112V111H8ZM11 112H13V111H11ZM10 112V113H11ZM17 112V110L15 111V112H13V113H16ZM21 111H19L18 112V114L20 113ZM49 112V111H48ZM118 112V111H117ZM120 112V111H119ZM135 112V111H134ZM4 113V112H3ZM116 113V112H115ZM138 113H139V111H138ZM141 113H142V111H141ZM151 113V112H150ZM261 113V112H260ZM259 113V114H260ZM263 113V112H262ZM17 114V113H16ZM24 114H22V115H24ZM11 115V114H10ZM37 115V114H36ZM40 115V114H39ZM42 115V114H41ZM77 115V114H76ZM117 115V114H116ZM254 115V114H253ZM18 116L19 115H16L14 118H15V121H18L17 119H22V118H18ZM34 116V115H33ZM32 116V117H33ZM74 117H76V116H74ZM33 118H35V117H33ZM51 118V117H50ZM77 118V117H76ZM112 118V117H111ZM257 118V117H256ZM25 119V118H24ZM38 119V118H37ZM253 119V118H252ZM259 123L256 125V129H254L255 130V132H257L258 134H261V135H259V137L260 136H263L264 137V113L261 115H259ZM13 121H14V119H12ZM27 120V119H26ZM35 119H33V121H34ZM53 120L54 119H52V122H53ZM80 120V119H79ZM101 120H99V121H101ZM110 120V119H109ZM202 120V119H201ZM30 121V120H29ZM32 121V120H31ZM37 121V120H36ZM64 121V120H63ZM91 121H89V122H91ZM98 121V122H99ZM106 121V120H105ZM238 121V120H237ZM25 122V121H24ZM27 122V121H26ZM54 122H56L55 124H57V122L58 121H54ZM61 122V121H60ZM60 122H58L59 124H57L58 125V127L60 128V126H63V125H60ZM75 122V121H74ZM77 122V121H76ZM80 122V121H79ZM82 122V121H81ZM85 122V121H84ZM238 122H240V121H238ZM14 123V122H13ZM35 123V122H34ZM73 123V122H72ZM78 123V122H77ZM0 124H1V122H0ZM4 123H2V125H3ZM36 124V123H35ZM35 124H33V125H35ZM38 124H40V122L38 123ZM49 124V123H48ZM52 124V123H51ZM75 124L76 123H74V126H75ZM83 123H81V125H82ZM89 124V123H88ZM1 125V126H2ZM9 125H11V124H9ZM17 125H18V123H17ZM47 125V124H46ZM54 125V124H53ZM60 125V126H59ZM78 124H76V126H77ZM161 125V124H160ZM12 126L13 127H15L16 125H14V124H12ZM19 127H21L20 125H18ZM37 126V125H36ZM36 126H33V127H35V129L33 128L32 130H30L29 132L30 133H32V135H34L33 136V138H32V136L29 134V136H31V138H24L23 139V137H25V136H23V135H26L28 132H24V131H20V130H18V129H16V127L13 129V128H8L7 130H5L6 129V126L5 127H0V186L1 185H3L4 186V188H6V186H12V188L14 189V191L12 192L13 194H11L10 195V192H7V193H9V194H5V193H3V192H6V191H4V190H0V209L1 208H6L7 209V207H12L13 206V208H12V213H14V215H23L24 214V211H25V209L27 208H29V204H28V206H22L21 204H23L22 202L23 201H21L22 199H20L22 196H24V195H22L21 197L20 196H18V198H19V200H18V198H16V196H17V194L18 193H21V191H20V189H17V187H18V185L16 184V181H15V179H13L12 177V174H14V173H16V176H19V175H17V174H30V175H32L31 173H33V171L35 170V168H34V170L31 172L30 171V167L28 166V165H30L31 163H32V165H36L37 166V159H39V157H37V155H38V151H37V149H39V147L38 148H36L35 149V144H36V146H38L39 145V142H44V143H48L49 144V146H52V145H50V144H52L54 141H50L51 140V138H50V136L48 135V132H46V134L47 135H45V134H43V133H45V131L42 133L41 131H40V129L42 128V127H40V129H39V127H37L36 128ZM40 126H42V125H40ZM56 126V125H55ZM55 126H54V128H52V126H51V128L52 129H55ZM184 126V125H183ZM28 127V126H27ZM46 127V126H45ZM57 127V126H56ZM64 127H66V129L67 130H69V125L68 126H66V124H65V126H63V127H61V128H63L64 129ZM84 127V126H83ZM58 128V129H59ZM80 128V127H79ZM161 128V127H160ZM21 129H23V128H21ZM43 129H44V125H43ZM42 129V130H43ZM50 129V128H49ZM57 129V130H58ZM63 129H61L62 130V132H61V130H59L60 131V134L61 133H63L64 131H63ZM183 129V128H182ZM25 130V129H24ZM46 130V129H45ZM51 130V129H50ZM57 130H56V135H57ZM74 130H75V128H74ZM77 130V129H76ZM158 130V129H157ZM164 129L162 128V130H160L159 132L161 133V132H163L164 133V131H163ZM169 130V129H168ZM252 130V129H251ZM47 131H48V129H47ZM53 131V130H52ZM79 131V130H78ZM111 131V130H110ZM113 131V130H112ZM178 132H180V131H182L181 129L180 130H177ZM242 131V130H241ZM253 131V130H252ZM252 131H251V133H252ZM69 132L70 133H72L71 132V129L69 130ZM84 132V131H83ZM87 132V131H86ZM114 132V131H113ZM178 132H173V133H170L169 135H166V138H165V140H164V138H163V141L167 144V145H169L170 146V144L171 143H173V142H175L176 140H178L177 138L180 136V134H182V133H178ZM183 132V131H182ZM188 132H190V131H188ZM186 133L185 132V135L186 134H189V133ZM192 132V131H191ZM246 132V131H245ZM49 133H51V131L49 132ZM59 133V132H58ZM69 133V135L70 136H72V134H70ZM75 133H78V132H75ZM90 133V132H89ZM88 133V134H89ZM94 133H95V131H94ZM149 133V132H148ZM184 133V132H183ZM250 133V134H251ZM79 134H81V133H79ZM78 134V135H79ZM112 134V133H111ZM125 134V133H124ZM54 135V134H53ZM61 135H65V133L64 134H61ZM68 135V133L66 132V135H65V137ZM102 135V134H101ZM255 135H256V133H255ZM28 136V137H29ZM58 136V139H59V137H60V135H57ZM62 136V137H63ZM85 137H86V135H84ZM90 136V135H89ZM92 136V135H91ZM190 136V135H189ZM195 136V135H194ZM244 136H246V135H244ZM244 136H242L243 138H244ZM26 137H27V135H26ZM51 137H53V136H51ZM62 137H60V140H61V138ZM73 137V136H72ZM248 137H251V136H249V134H248ZM56 138V137H55ZM74 138V137H73ZM70 138L68 141V143H70L71 141L70 140H76V138ZM89 138H91V137H89ZM123 138V137H122ZM131 138V137H130ZM191 138V137H190ZM239 138V137H238ZM256 138V137H255ZM26 139V140H25ZM53 139V138H52ZM57 138H56V148H59L58 147V144H57V142L59 143V141L60 140H58ZM68 139V138H67ZM79 139V138H78ZM81 139L82 138H80V141H81ZM84 139V138H83ZM83 139H82V141H83ZM88 139V138H87ZM133 139H134V137H133ZM136 139V138H135ZM186 139V138H185ZM246 139V138H245ZM244 139V140H245ZM23 140H25V141H23ZM54 140V139H53ZM65 140H66V138H65ZM94 140V139H93ZM100 140V139H99ZM132 140V139H131ZM130 140V141H131ZM180 140V139H179ZM231 140V139H230ZM248 140V139H247ZM247 140H245V142L247 141ZM252 140V139H251ZM255 140V139H254ZM79 141V142H80ZM81 141V142H82ZM88 141V140H87ZM105 141V140H104ZM129 140H127V142H128ZM239 141V140H238ZM249 141V140H248ZM52 142V143H51ZM61 142V141H60ZM63 142H64V140H63ZM76 142H77V140H76ZM89 142V141H88ZM96 143H97V140L95 141ZM123 142H124V140H123ZM126 141L122 144V147H119V148H122V153H127V152H129L130 150H132L131 149V147H129V146H124L123 147V145L125 144V143H127ZM134 142H135V140H134ZM133 142V143H134ZM137 142V141H136ZM135 142V143H136ZM177 142V141H176ZM254 142V141H253ZM38 143V144H37ZM55 143V142H54ZM66 143H67V141H66ZM95 143V144H96ZM99 143H100V141H99ZM122 143V142H121ZM129 143V142H128ZM133 143H132V145H133ZM257 143V142H256ZM45 144V145H46ZM63 144V143H62ZM76 143H74V142H72V144H65V147H67V148H70V147H72V146H76L75 145ZM80 144V143H79ZM130 144V143H129ZM138 144V143H137ZM164 144V143H163ZM174 144V143H173ZM43 145V144H42ZM53 145H55V144H53ZM67 145V146H66ZM83 145V144H82ZM89 145H90V143H89ZM107 145V144H106ZM120 146H121V144H119ZM127 145V144H126ZM131 145V144H130ZM95 146V145H94ZM134 146V145H133ZM168 146V147H169ZM42 147H45L44 145L42 146ZM88 147V146H87ZM91 148H92V146H90ZM98 147H100V146H98ZM117 147V146H116ZM165 148H166V145L164 146ZM163 147V148H164ZM61 148V147H60ZM63 148V147H62ZM91 148H90V150H91ZM101 148V147H100ZM111 148V147H110ZM109 148V149H110ZM181 148V147H180ZM41 149V148H40ZM39 149V150H40ZM52 149H53V146H52ZM94 149V148H93ZM103 149H105V148H102L101 149V151H104ZM114 149V148H113ZM41 150H43V149H41ZM51 149L49 148H47L46 149V147L44 148V150H43V153L42 154H44V155H46V156H52V152L50 151ZM62 150V149H61ZM64 150V149H63ZM67 150H69V149H66V151ZM88 150H89V147H88ZM95 150V149H94ZM90 151V153L94 156L93 158H91V154L89 155V152L87 151V150H82V149H80V151L79 150H77V151H75V152H73L71 155H69V157H67V155H66V157L67 158H65V157H62V158H59V161L57 160L56 162L57 163H59V165H58V167L60 166V164H62L63 165V163H70L69 165H71V166H69L68 164H66L67 166H69V167H71V171H69V173H65L64 171V173L65 174H63V176L64 177H67L66 178V182H64V183H69L71 180L70 179H74L75 178V176H77L78 175V177L80 176V178H79V181H80V183L83 185V187H84V189L82 188V191L80 192V193H84V194H82V196H84L82 199H83V204H85V202L87 201V203H86V205H81V208H79L78 210H80V212L83 210H85V208H87V206H89L90 205V207H96V205L98 204V205H101L103 202H105L106 203V207H112L113 208V203H114V201L117 203V204H119L116 200H117V198L119 197L120 198V195H117V196H115V197H112L111 198V196L109 195L108 196V194H107V189H108V187H107V189H106V185H107V179L110 177L109 175L111 174V173H113V172H111L112 171V166L115 164V166H117L116 165V163H115V161H113V164H111L110 163V165H109V163L108 164H106V165H108L107 167L108 168H106V167H101L102 165V160L104 161L105 159H106V157H107V159H111L110 157H108V155H110V154H108L106 157L105 156H102V152H99V150L100 149H98V152L99 153H97L96 152V150L95 151ZM106 150V149H105ZM117 150H118V148H117ZM38 153H37V152ZM49 151H50V154H49ZM110 151H111V149H110ZM119 151V150H118ZM121 151V150H120ZM57 152V151H56ZM68 152V151H67ZM93 152V153H92ZM105 152V151H104ZM41 153V152H40ZM106 153V152H105ZM121 153V154H122ZM104 154V153H103ZM119 154H120V152H119ZM130 154H132V153H130ZM43 155V156H44ZM64 155V156H65ZM80 155L82 156V155H84L85 157H80ZM124 155H126V154H124ZM127 155H129L128 153H127ZM127 155H126V157H127ZM40 156V155H39ZM113 156V155H112ZM123 156V155H122ZM222 156V155H221ZM220 156V157H221ZM45 157V156H44ZM120 157V156H119ZM125 157V156H124ZM225 157V156H224ZM37 158V159H36ZM55 158H56V156H55ZM114 158V157H113ZM116 158V157H115ZM129 158V157H128ZM49 159V158H48ZM43 160H44V158H43ZM118 160V159H117ZM168 160V159H167ZM40 161V160H39ZM125 161V160H124ZM128 160H126V162H127ZM175 161V160H174ZM50 162V161H49ZM75 162H76V164H75ZM105 162L106 161H104V164H105ZM111 162V161H110ZM121 163V162H120ZM144 163V162H143ZM40 164V163H39ZM38 164V165H39ZM50 164V163H49ZM48 164V165H49ZM54 165H55V161H54V163H53ZM103 164V166H105ZM57 165H56V167H57ZM61 165V166H62ZM119 165V164H118ZM174 165V164H173ZM176 165V164H175ZM39 166H41V164L39 165ZM60 166V167H61ZM119 166H121V165H119ZM35 167V166H34ZM43 167V166H42ZM50 167H52L51 165H50ZM49 167V168H50ZM66 167V166H65ZM69 167H68V169H69ZM125 167V166H124ZM148 167H150V165H148ZM30 168V169H29ZM39 168V167H38ZM44 168V167H43ZM52 168H54V166L52 167ZM106 168V169H105ZM121 167H119L118 169H120ZM129 168V167H128ZM45 169V168H44ZM115 169H117V168H114V170ZM148 169V168H147ZM151 169V168H150ZM212 169V168H211ZM70 170V169H69ZM146 170V169H145ZM154 170V169H153ZM152 170V171H153ZM115 171H117V170H115ZM151 170H150V172H152ZM206 171V170H205ZM208 171V170H207ZM36 172V171H35ZM56 172H57V170H56ZM55 172V173H56ZM68 172V171H67ZM62 173V172H61ZM116 173V172H115ZM117 173H118V175H117ZM116 174H115V177H118L119 176V171L117 172ZM122 173V172H121ZM153 173V172H152ZM155 173V172H154ZM212 173V172H211ZM77 174V175H76ZM171 174V173H170ZM183 174V173H182ZM181 174V175H182ZM207 175H208V177H209V175L210 174H208V173H206ZM15 175V174H14ZM112 175V178H114L113 176H114V173L113 174H111ZM121 175V174H120ZM126 175L128 176V174L126 173ZM147 175V174H146ZM167 175V174H166ZM178 175H180V174H178ZM177 175V176H178ZM184 175V174H183ZM205 175V174H204ZM213 175V174H212ZM215 175V174H214ZM27 176V175H26ZM45 176V175H44ZM125 176V175H124ZM127 176H125V177H127ZM130 176V175H129ZM133 176H135V175H133L132 174V177ZM168 176H169V174H168ZM173 176V175H172ZM171 176V178H173L174 179V176L172 177ZM177 176H175L176 178H175V188L177 187V186H179V188L180 187H182V188H186L187 190H188V192L186 191V193H187V195L188 196H191V195H193L191 198H188V200H187V197L188 196H186V200L183 198V196H185V194L183 193V191H182V193L184 194L183 196H182V198H180L179 200H181L182 199V201H183V204H181V205H183L184 206V209H185V207H187V209H183V214H181L180 213V215H178V216H180V219H181V224L180 223H177V224H180L179 226L177 225V224H175V225H177V228L175 227V233L177 232L178 234H179V236H180V241H179V243H177V240H178V238H179V236H178V238H177V240L176 241H174V242H176V243H170V244H168L170 241H166V239L165 240H163V241H166L165 243H167V244H161L163 247L164 246H168V248H169V250L171 251V249H179V247H182V249H187L188 248V250H189V247H190V245L192 244L191 243V239H192V237H193V235L195 234V232H202L204 229H206L208 226H213V225H210L211 223H210V221L208 220L209 218L208 217H206V212L205 211H207V210H209V207H211V203L209 202H207V201H204V199H200V201L199 202H201V203H198V196L199 197H201V195L203 194V193H198L197 192V189H194L192 186H190L188 183H187V181H184L185 179L183 178V176L181 177V176H179L178 178H177ZM185 176V175H184ZM224 176V175H223ZM61 177V176H60ZM121 177V176H120ZM125 177H122L123 179L125 178ZM170 177V176H169ZM16 178V177H15ZM28 178V177H27ZM62 178V177H61ZM60 178V179H61ZM134 178V177H133ZM132 178V179H133ZM138 178V177H137ZM149 178V177H148ZM213 178V177H212ZM216 178V177H215ZM19 179V178H18ZM35 179V178H34ZM51 179V178H50ZM115 179V178H114ZM118 179V178H117ZM121 179V178H120ZM142 179V178H141ZM166 179H167V177H166ZM183 179V180H182ZM219 179V178H218ZM240 179V178H239ZM64 180V179H63ZM63 180H62V182H63ZM143 180V179H142ZM141 180V181H142ZM171 179L169 178V180L168 181H170ZM19 181V180H18ZM34 181V180H33ZM109 181H111V180H109ZM123 181V180H122ZM125 181V180H124ZM131 181V180H130ZM130 181H126V182H130ZM173 180L172 181H170V182H174ZM22 182V181H21ZM27 183H28V181H26ZM25 182V183H26ZM36 182V181H35ZM151 182V181H150ZM170 182H169V184H170ZM189 182V181H188ZM242 182V181H241ZM146 183H148L147 181H146ZM156 183V182H155ZM14 184H16V186L14 185ZM23 184V183H22ZM37 184V183H36ZM125 184V183H124ZM149 184V183H148ZM152 184H154V183H152ZM191 184V183H190ZM220 184V183H219ZM32 185H33V182H32ZM142 185V184H141ZM171 185V184H170ZM21 186V185H20ZM43 186V185H42ZM77 186V185H76ZM108 186H109V184H108ZM149 186V185H148ZM162 186V185H161ZM173 186V187H174ZM219 186V185H218ZM30 187V186H29ZM70 187V186H69ZM123 187V185H121V187L120 188H122ZM125 187V186H124ZM131 187V186H130ZM134 187V186H133ZM155 187V186H154ZM1 188V187H0ZM3 188V189H4ZM8 188V187H7ZM12 188L10 189L11 191H12ZM22 188V187H21ZM25 188V187H24ZM72 188V187H71ZM74 188V187H73ZM129 188V186L126 188V189H128ZM134 188H136V187H134ZM156 188H158V187H156ZM160 188V187H159ZM157 189V190H160V189ZM109 189H112V188H110V186H109ZM131 189V188H130ZM161 189H163V188H161ZM6 190V189H5ZM9 190V189H8ZM63 190V189H62ZM66 191L68 190V188L67 189H65ZM113 190V189H112ZM132 191H133V189H131ZM154 190H155V188H154ZM180 190H182V189H180ZM66 191H65V193H66ZM114 191V190H113ZM123 191H125V192H127V190H123ZM132 191H131V194H132ZM162 190H160L159 192H161ZM163 191H164V189H163ZM162 191V192H163ZM31 192V191H30ZM43 192V191H42ZM69 192H71V191H69ZM118 192V191H117ZM116 192V193H117ZM122 191L120 190V193H121ZM134 192V191H133ZM165 192V191H164ZM166 192H167V190H166ZM168 192H169V190H168ZM178 192H180V191H178ZM190 192V194H188ZM63 193V192H62ZM74 193V192H73ZM111 194H113L112 192H110ZM115 193V194H116ZM128 193V192H127ZM9 195V196H5V195ZM22 194V193H21ZM20 194V195H21ZM71 194V193H70ZM78 194V193H77ZM122 194V193H121ZM161 194V193H160ZM163 194V193H162ZM199 194H201V195H199ZM27 195V194H26ZM26 195H25V197H26ZM63 195V194H62ZM68 195V194H67ZM72 195V194H71ZM76 195V194H75ZM153 195V194H152ZM182 195V194H181ZM45 195H43V197H44ZM60 196V195H59ZM73 196V195H72ZM79 196H81V194L79 195ZM78 196V197H79ZM91 196V197H90ZM144 196H147V195H144ZM153 196H156V195H153ZM170 196V195H169ZM195 196H196V198H197V203L198 204H196V202L195 203H193V204H190V200H192L193 198V200H195L196 198H195ZM204 196V195H203ZM206 196V195H205ZM32 197H34V196H32ZM57 197V196H56ZM69 197V196H68ZM74 197V196H73ZM93 197V198H92ZM157 197V196H156ZM156 197H154V198H149V197H144V198H142V197H135L134 198V200H133V202H131L130 204H131V207H129V206H127L126 207V210H127V212H126V217L128 216V217H130L131 219L130 220H132L131 221V223L133 224V225H139V224H142V222H140L141 221V218L143 217V216H145L144 217V220L146 219V220H150L151 219V216H149L148 214H146L145 215V213L147 212L148 213V210H146V209H148L149 208V206H151L152 204H155L156 203V200L157 199H159V198H156ZM23 199H24V197H22ZM37 199V197L35 196L34 197V199ZM75 198V197H74ZM90 198H92V200H90ZM39 199V198H38ZM55 199V198H54ZM59 198H57V200H58ZM66 199V198H65ZM71 199V198H70ZM121 199V198H120ZM119 199V200H120ZM167 199V198H166ZM184 199V200H183ZM206 199V198H205ZM40 200V199H39ZM118 200V201H119ZM169 200V199H168ZM178 200V199H177ZM202 200V201H201ZM216 200V199H215ZM30 201L31 202H29V203H31V205L34 207L35 205L34 204H37L39 201L38 200H34V202H33V200L31 199V197H30ZM38 201V202H37ZM130 201V200H129ZM181 201V202H182ZM42 202V201H41ZM49 202V201H48ZM119 202H121V201H119ZM127 202V201H126ZM171 202V201H170ZM205 202H207L208 204H204ZM227 202V201H226ZM33 203V204H32ZM71 203V202H70ZM81 203V202H80ZM175 203H177V202H175ZM180 203V202H179ZM219 203V202H218ZM229 203V202H228ZM235 203V202H234ZM39 204V203H38ZM38 204H37V206H38ZM41 204V203H40ZM39 204V205H40ZM79 204V203H78ZM127 204H129L128 202H127ZM209 204H210V206H209ZM23 205H25V203L23 204ZM26 205H27V203H26ZM43 206H45V205H47V203H43L42 204ZM41 205V206H42ZM50 205V204H49ZM67 205V204H66ZM76 204H74V206H75ZM121 205V204H120ZM126 205V204H125ZM125 205H124V207H125ZM58 206V205H57ZM65 206V205H64ZM68 206V205H67ZM67 206H65V207H67ZM70 206V205H69ZM102 206H105V205H102ZM114 206H116V205H114ZM158 206V205H157ZM163 206V205H162ZM178 206V205H177ZM176 206V207H177ZM183 206H182V208H183ZM223 206V205H222ZM32 207V208H33ZM50 207V206H49ZM56 207V206H55ZM59 207V206H58ZM61 207V206H60ZM60 207L58 208V209H60ZM119 206H117V208H118ZM207 207H208V209H207ZM213 207H214V205H213ZM35 208V207H34ZM70 208V207H69ZM99 208H101L100 206H99ZM99 208H96V209H98L97 211H100L99 210ZM153 208V207H152ZM161 208V207H160ZM212 208V207H211ZM40 210H42L41 208H39ZM48 209V208H47ZM49 209H52V208H49ZM54 209V208H53ZM76 209V208H75ZM74 209V210H75ZM93 209V208H92ZM104 209H106V208H104ZM103 209V210H104ZM207 209V210H206ZM218 209V208H217ZM9 210V209H8ZM13 210H14V212H13ZM29 210H31V206H30V208H29ZM28 210V211H29ZM44 210V209H43ZM55 210H57V209H55ZM69 210V209H68ZM71 210V209H70ZM70 210H69V212H70ZM74 210H72V211H74ZM93 210H95V209H93ZM102 210V211H103ZM111 210V209H110ZM124 210V209H123ZM146 210V212H144ZM151 210V209H150ZM154 210V209H153ZM212 210H213V208H212ZM226 210V209H225ZM242 210V209H241ZM2 211H3V209H2ZM11 211H9L8 213L9 214H11ZM27 211V210H26ZM25 211V212H26ZM31 211H35L34 209L33 210H31ZM47 211V210H46ZM45 211V212H46ZM60 211V210H59ZM96 211V210H95ZM106 211H108L107 209H106ZM112 211V210H111ZM158 211V210H157ZM160 211V210H159ZM178 211V210H177ZM214 211V210H213ZM243 211H244V209H243ZM4 212V211H3ZM6 212V211H5ZM30 212V211H29ZM29 212H27V213H29ZM37 212H38V210H37ZM42 212V211H41ZM93 212V211H92ZM101 212V211H100ZM100 212H96V213H100ZM150 212V211H149ZM156 212V211H155ZM178 212H180V210L178 211ZM238 212V211H237ZM246 212V211H245ZM8 213H6V214H8ZM27 213H25V214H27ZM56 213V212H55ZM75 213V212H74ZM79 213V212H78ZM86 213V212H85ZM96 213H94V214H96ZM110 213V212H109ZM152 213V212H151ZM164 213H166L165 211H164ZM206 213V214H205ZM213 213V212H212ZM24 214V215H25ZM31 214V213H30ZM72 214V213H71ZM77 213H75V214H73V215H76ZM102 215H103V212L101 213ZM123 214V213H122ZM214 214V213H213ZM218 214V216H219V213H217ZM12 215V214H11ZM35 215V214H34ZM45 215V214H44ZM43 215V218L44 217H46V216H44ZM73 215H71V216H73ZM79 215V214H78ZM78 215H77V217H75L76 219H80V218H78ZM81 215H82V212H81ZM86 215H88V214H86ZM85 215V216H86ZM100 215V214H99ZM102 215H100V216H102ZM106 215V214H105ZM151 215V214H150ZM174 215V214H173ZM182 215V216H181ZM220 215H221V213H220ZM223 216H224V218H226L225 216V212H224V214H222ZM239 215V214H238ZM4 216H6V215H4ZM7 216H9V215H7ZM69 217V219L71 218L72 219V217ZM80 216V215H79ZM84 216V215H83ZM89 216V215H88ZM110 215H108V217H109ZM150 217V219H149V217ZM167 216V215H166ZM217 216V217H218ZM222 216V217H223ZM262 216V215H261ZM12 217V216H11ZM11 217H9V218H11ZM15 217V216H14ZM19 217H21V216H19ZM39 217V216H38ZM41 217H42V215H41ZM41 217H39V218H41ZM67 217V218H68ZM74 217V216H73ZM96 217V216H95ZM97 217L98 218H100L98 215H97ZM103 217H105L104 215H103ZM107 217V216H106ZM113 217V216H112ZM148 217V218H147ZM152 217H153V215H152ZM221 216L219 217V218H222ZM232 217V216H231ZM236 217V216H235ZM235 217H233V218H235ZM2 218H3V216H2ZM6 218V217H5ZM43 218H42V220H43ZM66 218V219H67ZM84 218V217H83ZM82 218V219H83ZM90 219H91V217H89ZM97 218V219H98ZM111 218V217H110ZM158 218V217H157ZM156 218V219H157ZM1 219V218H0ZM19 219V218H18ZM45 219H47V218H45ZM50 219H51V217H50ZM52 219L54 220L55 218L52 216ZM70 219V220H71ZM92 219H95V218H92ZM102 219V218H101ZM121 219V218H120ZM129 219V218H128ZM143 219V218H142ZM155 219V218H154ZM163 219H165V218H163ZM243 219V218H242ZM7 221H8V219H6ZM11 220V219H10ZM24 220V219H23ZM26 220V219H25ZM35 220V219H34ZM41 220V221H42ZM70 220H69V222H70ZM72 220H74V219H72ZM71 220V222H72V224H74V222ZM81 220V219H80ZM86 219H84V221H85ZM88 220V219H87ZM103 220V219H102ZM125 220V219H124ZM151 220H153V219H151ZM151 220H150V222H151ZM167 220H170L169 218L167 219ZM179 220V219H178ZM238 220V219H237ZM240 220V219H239ZM238 220V221H239ZM246 220V219H245ZM244 220V221H245ZM263 220H264V218H263ZM30 221V219H28V221L27 222H29ZM32 221V220H31ZM77 221V220H76ZM75 221V222H76ZM89 222H90V220H88ZM94 221V220H93ZM100 221V220H99ZM107 221V220H106ZM122 221V220H121ZM153 221H155V220H153ZM152 221V222H153ZM160 221V220H159ZM248 221V220H247ZM257 221V220H256ZM4 222V221H3ZM9 222V221H8ZM37 222V221H36ZM38 222H39V220H38ZM43 222V221H42ZM42 222H40V223H42ZM45 222L46 221H44L43 222V224L45 225ZM49 222V221H48ZM47 222V223H48ZM83 222V221H82ZM89 222H87V224L89 223ZM108 222V221H107ZM126 222H127V220H126ZM158 222V221H157ZM233 222V221H232ZM231 222V223H232ZM237 221H235V223H236ZM249 222V221H248ZM262 223H263V221H261ZM12 223V222H11ZM24 223V222H23ZM31 223H33V221L31 222ZM35 223V222H34ZM52 223H54V221L52 222ZM80 223V222H79ZM85 223V222H84ZM95 223V222H94ZM94 223H92V224H94ZM101 223V222H100ZM99 222H97V220H96V224L98 225L97 227H99V225H101ZM102 223H104V222H102ZM119 223V222H118ZM145 223V222H144ZM163 223V222H162ZM174 223V222H173ZM242 223H243V221H242ZM255 223V222H254ZM258 223H260V222H258ZM8 224V223H7ZM21 224V223H20ZM37 224V223H36ZM51 224V223H50ZM60 224V223H59ZM66 224V223H65ZM71 224V223H70ZM71 224V225H72ZM76 224V223H75ZM74 224V225H75ZM86 224V226H87V228L88 229H90V227L92 228V226H90V227H88V225H90V224H88L87 225ZM91 224V225H92ZM95 224V225H96ZM104 224H106V223H104ZM104 224H102L103 226H105V228H106V225H104ZM117 224V223H116ZM115 224V225H116ZM127 224V223H126ZM125 224V225H126ZM149 224H151V223H149ZM209 224V225H208ZM234 224V223H233ZM232 224V225H233ZM239 224V223H238ZM238 224H236V225H238ZM26 225H27V223H26ZM32 225V224H31ZM31 225H30V227H31ZM53 224H51V226H52ZM61 225V224H60ZM59 225V226H60ZM67 225V224H66ZM71 225H69V226H71ZM79 225V224H78ZM101 225V226H102ZM107 225H109L108 223H107ZM122 225V224H121ZM157 225H158V223H157ZM162 225V224H161ZM171 225V224H170ZM174 225V226H175ZM236 225H234L235 227H236ZM243 225V224H242ZM245 225H247V224H245ZM257 224H255V226H256ZM20 226V225H19ZM22 226V225H21ZM37 226V225H36ZM36 226H34V227H36ZM40 226V225H39ZM38 226V227H39ZM41 226H43L42 224H41ZM48 226H50V225H48ZM48 226H47V228H48ZM100 226V227H101ZM118 226V225H117ZM141 226V225H140ZM143 226V225H142ZM229 226V225H228ZM234 226H233V228H234ZM254 226V227H255ZM26 227H28V226H26ZM44 227V226H43ZM54 227V226H53ZM53 227H50V228H53ZM57 227V226H56ZM81 227H82V225H81ZM96 227V228H97ZM99 227V228H100ZM131 227V226H130ZM216 227V226H215ZM218 227V226H217ZM216 227V228H217ZM222 227V226H221ZM249 227V230H251L250 229V226H248ZM257 227H259V228H257V232H258V235L259 236H261V238L262 237H264V227L262 228V226H261V224H260V226L258 225ZM23 228V227H22ZM24 228H25V226H24ZM86 228V229H87ZM108 228V227H107ZM117 228V227H116ZM123 228H124V226H123ZM135 228V227H134ZM147 229H145V231L146 230H148V232L146 231V236H147V233L149 234V235H152V231H154V233H155V225H154V227H152V226H147L146 227ZM160 228V227H159ZM158 228V229H159ZM216 228H214V230L216 229ZM230 228V227H229ZM238 227H236L235 229H237ZM35 228H33V231H36L37 230V228H36V230H34ZM39 229V228H38ZM43 229V228H42ZM46 229V228H45ZM45 229H43L45 232L47 231L48 232V230H49V228L47 229V230H45ZM60 229V228H59ZM67 229V228H66ZM66 229H65V231H66ZM70 229H74L73 227H71ZM87 229V231H89ZM95 228H93V230H94ZM119 229V228H118ZM132 229V228H131ZM168 229V228H167ZM207 229H209L208 230V232L207 233H214V231H213V229L211 228L210 229V227L209 228H207ZM243 229V228H242ZM246 229V228H245ZM26 230H29L28 228L26 229ZM31 230H32V228H31ZM27 231V233L29 232V234H26V233H24V234H26V235H29V238H28V240L29 241H25L26 243H28L29 242V244L30 245H33V244H35V242H36V239H37V236H40V235H42V230L41 229H39L40 231H41V233H40V235H39V233H38V235H36L37 233H33V231ZM51 230V229H50ZM49 230V231H50ZM57 229L55 228V230H53V231H51L52 233L54 232L55 233V231H56ZM61 230H64V229H61ZM67 230H69V229H67ZM75 230V229H74ZM80 230V229H79ZM83 230H84V228H83ZM92 230V229H91ZM128 230V229H127ZM126 230V231H127ZM133 230V229H132ZM131 230V231H132ZM163 230H165V229H163ZM173 230V231H174ZM239 230V229H238ZM240 230H241V227H240ZM253 230H254V228H253ZM85 231V230H84ZM86 231V232H87ZM109 231V230H108ZM122 231V230H121ZM124 231V230H123ZM130 231V232H131ZM158 231V230H157ZM159 231H161V229L159 230ZM231 231V230H230ZM233 231V230H232ZM235 231V230H234ZM247 231V230H246ZM255 231H256V229H255ZM254 231V232H255ZM24 232V231H23ZM37 232V231H36ZM50 232V234H52ZM81 232V231H80ZM85 232V233H86ZM90 232V231H89ZM92 232V231H91ZM118 232V231H117ZM138 231H136V233H137ZM144 232V231H143ZM150 232H151V234H150ZM162 232V231H161ZM166 232V231H165ZM165 232H162V233H165ZM217 232H218V229H217ZM245 232V231H244ZM253 232V231H252ZM257 232H256V234H257ZM17 233V232H16ZM44 233V232H43ZM63 233V232H62ZM68 233V232H67ZM71 233H76V230L73 232V230H72V232ZM82 233V232H81ZM85 233H84V235H85ZM126 233V232H125ZM132 233V232H131ZM130 233V234H131ZM172 233H174V232H172ZM216 233V232H215ZM219 233H220V231H219ZM218 233V234H219ZM230 233V232H229ZM246 233V232H245ZM249 233V232H248ZM46 233H44V235H45ZM58 234H60L59 232H58ZM63 234H66V232L65 233H63ZM92 234V233H91ZM100 234H101V232H100ZM114 234V233H113ZM129 234V233H128ZM129 234V235H130ZM161 234V233H160ZM171 234V233H170ZM199 234V233H198ZM218 234H217V237H218ZM231 234V233H230ZM249 234H251V233H249ZM255 234V233H254ZM16 235H18V234H16ZM46 235H48V233L46 234ZM45 235V236H46ZM74 235V234H73ZM106 235V234H105ZM108 235L109 236H111L110 235V233H108ZM107 235V236H108ZM116 235V234H115ZM128 235V236H129ZM156 235H158L157 233H156ZM155 235V236H156ZM164 235V234H163ZM167 234H165L164 236H166ZM172 235V234H171ZM203 235H205V234H203ZM208 235V234H207ZM216 235V234H215ZM227 235V234H226ZM242 235V234H241ZM257 235V237L259 238V239H261L259 236ZM52 236V235H51ZM53 236H54V234H53ZM61 236V235H60ZM71 236V235H70ZM70 236H69V238H70ZM89 236V235H88ZM87 236V237H88ZM137 236V235H136ZM144 236V235H143ZM177 236V235H176ZM212 236H214V235H212ZM245 236V235H244ZM23 237H25V236H23ZM22 237V238H23ZM63 237V239L62 240H64V236H62ZM61 237V238H62ZM98 237H99V235H98ZM102 237V236H101ZM104 237V236H103ZM102 237V238H103ZM148 237V236H147ZM159 237V236H158ZM157 237V238H158ZM160 237H162V235L160 236ZM216 237V236H215ZM219 237H220V235H219ZM224 237H226L225 236V234H224ZM240 237V236H239ZM26 238V237H25ZM41 238V237H40ZM48 238V237H47ZM47 238L46 237H44V239H46V241H47ZM50 238V237H49ZM53 238V237H52ZM60 237H58V239H59ZM65 238H66V236H65ZM125 238V237H124ZM154 238V237H153ZM165 238V237H164ZM171 238V237H170ZM169 238V239H170ZM223 238V235L221 236V240H223L222 239ZM227 238V237H226ZM226 238H224V239H226ZM241 238V237H240ZM239 238V239H240ZM242 238H245L246 239V237H242ZM251 238H253V237H251ZM251 238H249V239H251ZM257 238V239H258ZM12 239H15V237L14 238H11V241H12ZM27 239V238H26ZM31 239V240H30ZM51 239V238H50ZM57 239V238H56ZM67 239V238H66ZM65 239V240H66ZM104 239H106V238H104ZM144 239H146V241H147V238H144ZM151 239V238H150ZM163 239V238H162ZM162 239H159V241L161 240V242H162ZM254 239V238H253ZM259 239L257 240L258 242H259ZM17 240V239H16ZM21 241H22V239H20ZM19 240V241H20ZM41 240V239H40ZM39 240V241H40ZM60 240V239H59ZM220 240V239H219ZM255 240H256V238H255ZM44 241V240H43ZM51 241H52V239H51ZM68 241V240H67ZM87 241V240H86ZM142 241V240H141ZM145 241V240H144ZM145 241V242H146ZM150 241V240H149ZM158 241V242H159ZM172 241V240H171ZM217 241H218V239H217ZM224 241V240H223ZM247 241H249L248 239H247ZM17 242V241H16ZM15 242V243H16ZM22 242H24V241H22ZM48 242H49V240H48ZM61 242V241H60ZM64 242V241H63ZM66 242V241H65ZM79 242V241H78ZM213 242V241H212ZM220 242V241H219ZM218 242V243H219ZM226 242H230L229 240H228V238L226 239ZM8 243V242H7ZM38 243H40V242H38ZM42 243V242H41ZM52 243V242H51ZM55 243V242H54ZM53 243V244H54ZM92 243V242H91ZM140 243V242H139ZM147 243H149V242H147ZM232 243V242H231ZM242 243V242H241ZM248 243V242H247ZM251 243H253L252 241L250 242V244ZM257 243V242H256ZM260 243V242H259ZM259 243H258V245H259ZM9 244V243H8ZM16 244H18V243H16ZM20 244H21V242H20ZM43 244V243H42ZM44 244H47V243H44ZM150 244V243H149ZM148 244V245H149ZM160 244H158V245H160ZM180 244V245H179ZM249 244V245H250ZM22 245H24V244H22ZM26 245H28V244H25V246ZM36 245H37V243H36ZM51 245V244H50ZM107 245V244H106ZM106 245L104 246V250H107L105 247H106ZM151 245H153V244H151ZM150 245V246H151ZM170 245V246H169ZM179 245V246H178ZM227 245H229V244H227ZM262 245V244H261ZM8 246V245H7ZM13 246L15 247L16 245H10V247H12V249H13ZM29 246V245H28ZM34 246V245H33ZM41 246V245H40ZM44 246V245H43ZM53 246V245H52ZM68 246V245H67ZM72 246V245H71ZM98 246V245H97ZM111 246V245H110ZM109 246V247H110ZM155 246V245H154ZM166 246V247H167ZM239 246V245H238ZM247 246V245H246ZM251 247H253L254 246V244L253 245H250ZM3 247V246H2ZM20 247H22L21 245H20ZM36 247V246H35ZM34 247V248H35ZM99 247V246H98ZM139 247V246H138ZM152 247V246H151ZM159 247V246H158ZM192 247V246H191ZM224 247H225V245H224ZM243 247V246H242ZM242 247L240 248L239 247V249H242ZM1 248V247H0ZM6 248V250H7V252H8V250H10V248L8 247H5ZM16 248V247H15ZM32 248V247H31ZM68 248V247H67ZM102 248H103V246H102ZM108 248V247H107ZM149 248V247H148ZM147 248V249H148ZM157 248V247H156ZM161 248V247H160ZM160 248H158V249H160ZM237 249H238V247H236ZM236 248H235V250H236ZM246 248V247H245ZM248 248V247H247ZM257 248V247H256ZM259 248H260V246H259ZM2 249H4V248H1V250H0V252H3L4 250H2ZM22 249V248H21ZM50 248H49V246H48V249L47 250H49ZM52 249V248H51ZM54 249V248H53ZM73 249V248H72ZM78 249V248H77ZM111 249V248H110ZM150 249V248H149ZM152 249V248H151ZM151 249H150V251H151ZM155 249V248H154ZM163 249V248H162ZM161 249V250H162ZM185 249V250H186ZM234 249V248H233ZM238 249V251H235V253H239L240 252V250ZM255 249V248H254ZM260 249H264V248H260ZM56 250V249H55ZM55 250H52V251H54L55 252ZM116 250V249H115ZM139 250V249H138ZM153 250V249H152ZM165 250H166V248H165ZM174 250V251H175ZM180 250V249H179ZM179 250H176L177 252H179V253H182V252H180ZM184 250V251H185ZM243 250V249H242ZM252 250V249H251ZM13 251V250H12ZM38 251V250H37ZM45 251V250H44ZM127 251V250H126ZM134 251V250H133ZM140 251V250H139ZM164 251V250H163ZM162 251V252H163ZM167 251V250H166ZM165 251V252H166ZM169 251V252H170ZM183 251V252H184ZM187 251V250H186ZM185 251V252H186ZM253 251H256V250H252V252ZM11 252V251H10ZM35 252H36V250H35ZM39 252V251H38ZM49 252H51V250L49 251ZM61 252V251H60ZM75 252V251H74ZM107 252V251H106ZM128 252V251H127ZM130 252V251H129ZM152 252H156V253H158V250L157 251H152ZM151 252V253H152ZM161 252V253H162ZM164 252V253H165ZM172 252V251H171ZM170 252V253H171ZM261 252H263V251H261ZM4 253H6L5 251H4ZM4 253H2V254H4ZM69 253V252H68ZM119 253V252H118ZM135 253V252H134ZM144 253V252H143ZM146 253V252H145ZM161 253H159L160 255H161ZM163 253V254H164ZM175 253L176 252H174V255H175ZM206 253V252H205ZM226 253V252H225ZM255 253V252H254ZM264 253V252H263ZM27 254V253H26ZM43 254V253H42ZM54 254V253H53ZM63 254V253H62ZM82 254V253H81ZM104 254V253H103ZM142 254V253H141ZM150 254V253H149ZM178 253H176V255H177ZM208 254V253H207ZM261 254V253H260ZM34 255V254H33ZM38 255V254H37ZM36 255V256H37ZM40 255V254H39ZM105 255V254H104ZM107 255V254H106ZM151 255H153V254H151ZM155 255V254H154ZM167 255H169V253L167 254ZM235 255V254H234ZM255 255H257V253H255ZM26 256V255H25ZM41 256V255H40ZM69 256H71V255H69ZM101 256H103L102 254H101ZM158 256V255H157ZM161 256H163V255H161ZM160 256V257H161ZM170 256V255H169ZM168 256V257H169ZM238 256V255H237ZM252 256H254V255H252ZM263 256H264V254H263ZM34 257V256H33ZM38 257V256H37ZM54 257V256H53ZM99 257V256H98ZM107 257V256H106ZM143 257V256H142ZM147 257V256H146ZM164 257H166L165 255H164ZM171 257V256H170ZM176 257V256H175ZM229 257V256H228ZM254 257H256V256H254ZM259 257V256H258ZM261 257H262V255H261ZM260 257V258H261ZM22 258V257H21ZM34 258H36V257H34ZM42 258V257H41ZM70 258V257H69ZM84 258V257H83ZM95 258V257H94ZM102 258H104L105 259V256L104 257H102ZM109 258V257H108ZM237 258V257H236ZM264 258V257H263ZM19 259V258H18ZM37 259V258H36ZM81 259V258H80ZM121 259V258H120ZM124 259V258H123ZM143 259V258H142ZM155 259V258H154ZM227 259H229V258H227ZM57 260V259H56ZM70 260V259H69ZM101 260V259H100ZM106 260H109V259H107L106 258ZM147 260V259H146ZM146 260H144V261H146ZM157 260V259H156ZM159 260V259H158ZM174 260V259H173ZM16 261V260H15ZM29 261V260H28ZM27 261V262H28ZM61 261V260H60ZM64 261V260H63ZM62 261V262H63ZM97 261H98V259H97ZM101 261H104V260H101ZM123 261V260H122ZM127 261V260H126ZM230 261V260H229ZM255 261V260H254ZM258 261H260V260H258ZM65 262H66V260H65ZM137 262V261H136ZM150 262V261H149ZM157 262V261H156ZM29 263V262H28ZM27 263V264H28ZM261 263V262H260ZM259 263V264H260ZM60 264V263H59ZM70 264V263H69ZM71 264H72V262H71ZM145 264V263H144ZM148 264V263H147ZM182 264V263H181Z\"/></svg>",
	"mask_w": 264,
	"mask_h": 264
}]
</instances>
